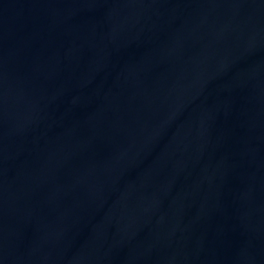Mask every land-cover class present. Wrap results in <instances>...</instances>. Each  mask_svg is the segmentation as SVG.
Wrapping results in <instances>:
<instances>
[{"label": "water", "instance_id": "95a60500", "mask_svg": "<svg viewBox=\"0 0 264 264\" xmlns=\"http://www.w3.org/2000/svg\"><path fill=\"white\" fill-rule=\"evenodd\" d=\"M0 264H264V0H0Z\"/></svg>", "mask_w": 264, "mask_h": 264}]
</instances>
